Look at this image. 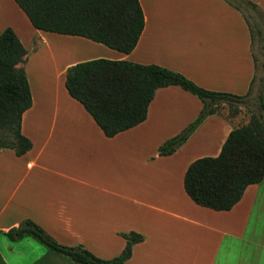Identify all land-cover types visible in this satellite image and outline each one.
I'll return each instance as SVG.
<instances>
[{
	"label": "crops",
	"instance_id": "crops-1",
	"mask_svg": "<svg viewBox=\"0 0 264 264\" xmlns=\"http://www.w3.org/2000/svg\"><path fill=\"white\" fill-rule=\"evenodd\" d=\"M248 1L264 12V0ZM140 3L145 28L124 53L39 30L16 0H0V35L12 27L30 51L23 66L33 98L22 117L32 149L0 151V264H74L33 237L10 239L6 232L27 219L104 259L124 251L123 233L144 235L126 264H264V180L223 211L197 204L185 187L189 166L220 155L237 117L210 115L173 154L161 155L200 115L198 96L159 88L144 122L108 137L67 88L69 67L107 58L160 65L212 91H250L257 71L252 29L238 7L227 0Z\"/></svg>",
	"mask_w": 264,
	"mask_h": 264
},
{
	"label": "trees",
	"instance_id": "trees-1",
	"mask_svg": "<svg viewBox=\"0 0 264 264\" xmlns=\"http://www.w3.org/2000/svg\"><path fill=\"white\" fill-rule=\"evenodd\" d=\"M16 1L39 30L83 36L124 53L136 48L146 24L140 0ZM227 1L244 13L246 5L258 8L248 0ZM29 54L16 31L12 27L6 28L0 35V151L11 149L19 156L33 147L32 140L22 132L23 114L33 104L23 66ZM66 85L108 137L144 122L159 88L180 86L198 96L204 104L200 115L160 147L161 155L173 154L208 116L224 115V105L242 100L249 94L240 96L208 90L184 74L160 65L107 58L69 67ZM260 99V112L248 123L234 128L219 156L199 158L189 166L185 187L197 204L219 211L231 210L249 185L264 180V90ZM237 113L235 110L233 115ZM6 234L14 241L33 237L75 264H126L132 257L134 245L145 240L144 235L135 231L123 233L127 239L124 251L114 258L104 259L82 244L60 243L31 219Z\"/></svg>",
	"mask_w": 264,
	"mask_h": 264
},
{
	"label": "rangeland",
	"instance_id": "rangeland-1",
	"mask_svg": "<svg viewBox=\"0 0 264 264\" xmlns=\"http://www.w3.org/2000/svg\"><path fill=\"white\" fill-rule=\"evenodd\" d=\"M244 10L253 32V52L256 58L257 70L256 79L253 88H250L251 92L249 91V94L247 93L248 95L246 94L247 96L244 99L226 104L222 109V112L232 120L237 117L238 126L248 123L254 114L260 112V94L264 90V12L250 5H246ZM235 110H238L236 116L233 115ZM262 111L264 113V110ZM68 259L74 263L70 258Z\"/></svg>",
	"mask_w": 264,
	"mask_h": 264
}]
</instances>
